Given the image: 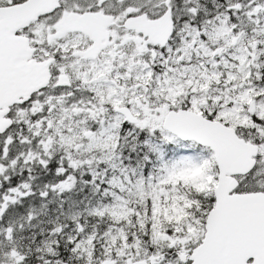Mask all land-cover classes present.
I'll list each match as a JSON object with an SVG mask.
<instances>
[{
	"label": "snow or ice",
	"instance_id": "obj_1",
	"mask_svg": "<svg viewBox=\"0 0 264 264\" xmlns=\"http://www.w3.org/2000/svg\"><path fill=\"white\" fill-rule=\"evenodd\" d=\"M0 264H264V0H0Z\"/></svg>",
	"mask_w": 264,
	"mask_h": 264
}]
</instances>
